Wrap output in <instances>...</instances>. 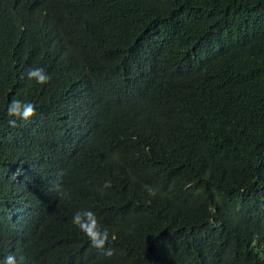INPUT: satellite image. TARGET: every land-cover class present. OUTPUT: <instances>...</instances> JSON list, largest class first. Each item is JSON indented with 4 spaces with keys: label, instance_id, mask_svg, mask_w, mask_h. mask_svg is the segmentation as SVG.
<instances>
[{
    "label": "trees",
    "instance_id": "1",
    "mask_svg": "<svg viewBox=\"0 0 264 264\" xmlns=\"http://www.w3.org/2000/svg\"><path fill=\"white\" fill-rule=\"evenodd\" d=\"M14 98L36 105L15 128ZM83 210L112 256L72 223ZM10 254L264 264V0H0V264Z\"/></svg>",
    "mask_w": 264,
    "mask_h": 264
},
{
    "label": "clouds",
    "instance_id": "2",
    "mask_svg": "<svg viewBox=\"0 0 264 264\" xmlns=\"http://www.w3.org/2000/svg\"><path fill=\"white\" fill-rule=\"evenodd\" d=\"M29 80H35L40 85L49 83L51 77L45 72L43 68H32L27 72ZM7 114L9 117L16 119L9 120L10 127H17V120L28 121L36 115V105L32 102L22 101L19 99H12L7 107ZM58 187V186H57ZM111 187V181L104 184V188ZM149 195L155 196L156 190L150 186H145ZM72 223L79 228V230L88 238L90 246L103 252L106 256H112L113 250L107 247L111 241L116 240L113 234L110 238L107 228L102 227L96 214L91 210L77 211L72 217ZM3 264H16L14 255H8Z\"/></svg>",
    "mask_w": 264,
    "mask_h": 264
}]
</instances>
